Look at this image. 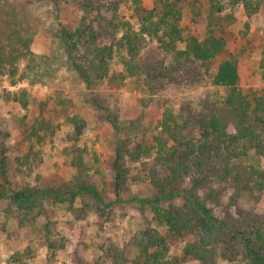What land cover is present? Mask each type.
Wrapping results in <instances>:
<instances>
[{"label": "rangeland", "instance_id": "rangeland-1", "mask_svg": "<svg viewBox=\"0 0 264 264\" xmlns=\"http://www.w3.org/2000/svg\"><path fill=\"white\" fill-rule=\"evenodd\" d=\"M140 1L151 9L164 2ZM254 3L260 8L251 17L242 5L227 9L235 14L228 47L239 60L240 88L264 94V0ZM1 4L13 9L32 31L31 52L16 63L14 72L0 73V140L5 144L13 188L77 182L79 172L73 161L81 156L87 166L84 179L112 204L97 205L91 197L80 196L72 208L70 203L45 199V213L34 216L33 222H24L17 204L10 198L0 199V264H21L11 258L29 245L34 254L27 264H136L134 240L144 229L162 228L147 204L128 201L156 193L147 172L141 171L142 163L132 162L128 153L140 143L154 141L162 132L165 114L179 122L182 135L196 146L205 141L206 122L221 106L226 92L215 84L214 77L227 55L207 62H184L161 37L145 35L137 56L131 57L132 67L124 64V59L130 60L126 51L116 50L105 72L98 69L95 46L82 43L76 58L91 75L87 84L68 62L60 37L62 28L75 31L87 13L98 29L115 19L119 36L127 24L139 31L133 0H0ZM178 4V24L184 33L202 39L209 0H182ZM176 45L185 49L186 43L176 41ZM25 99L30 103L28 108L22 106ZM43 103L54 132L39 143L26 136L17 116L23 112L37 115ZM74 115L85 123L79 138L68 120ZM118 147L125 156L121 200L115 190ZM253 158L264 167V156L255 154ZM181 184L189 186L190 179L185 177ZM213 185L217 189L214 196H209L208 190L201 196L217 216L224 217L226 211L236 214L238 206L255 214L264 211V196L256 201L239 194L230 184L214 181ZM184 245V239L171 238L168 258L178 264H198L184 255ZM218 261L238 264L222 257Z\"/></svg>", "mask_w": 264, "mask_h": 264}, {"label": "trees", "instance_id": "trees-1", "mask_svg": "<svg viewBox=\"0 0 264 264\" xmlns=\"http://www.w3.org/2000/svg\"><path fill=\"white\" fill-rule=\"evenodd\" d=\"M180 1L164 0L160 7L151 9L140 0H133L132 9L139 20L140 30L127 24L120 36L115 19L107 20L98 29L86 13L75 31L62 28L61 41L68 62L87 84L91 82V75L76 58L82 43L95 46L100 62L98 69L104 68L105 72L116 50L126 51L130 60L124 59V64L132 67V59L137 56L145 35L161 37L162 42L184 62H207L227 55L214 77L215 84L223 86L226 92L221 106L206 122L205 141L196 146L182 135L179 122L172 115L167 119L165 114L161 121L162 132L154 136V141L140 143L128 153L132 162L142 163L141 171L147 172L156 189L152 196H134L128 201L147 204L157 225L162 228L144 229L134 240L138 249L136 264H178L176 259L168 258L171 238L184 239V255L197 260L198 264H219L218 257L238 264H264V211L255 214L238 206L236 214L226 211L224 217H219L201 196L205 190L210 192L209 196L216 194L214 181L230 184L239 194H247L256 201L264 196V167L253 158L255 154L264 156V94L246 93L239 86V60L228 47L229 26L234 22L235 14L227 11L242 5L251 17L259 10L260 4L254 0H209L206 34L200 39L190 32L184 33L178 24ZM31 41V28L20 21L13 9L1 4V74L17 69L16 63L31 52ZM176 41L185 42V49H178ZM261 69L264 79V53ZM21 103L25 108L30 106L26 99ZM45 104L37 115L23 112L17 116L26 136L39 143L54 132L52 122L44 115ZM68 120L79 138L85 128L84 121L77 115ZM114 125L117 126L115 121ZM124 159L118 147L114 162L118 200H121L120 183L125 176ZM73 162L79 172L77 182L59 187L13 188L5 144L0 140V199L10 198L17 204L19 213L24 214V222H33L35 217L45 213V199L57 204L70 203L72 208L80 196L91 197L97 205L112 204L105 201L94 184L84 179L87 166L82 157ZM185 177L190 179L187 187L181 184ZM48 246L53 248L51 244ZM33 254L34 249L29 245L23 252L17 251L11 261L27 264Z\"/></svg>", "mask_w": 264, "mask_h": 264}]
</instances>
